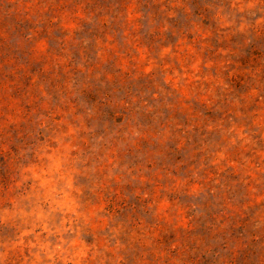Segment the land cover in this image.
I'll return each instance as SVG.
<instances>
[{"label": "rangeland", "instance_id": "374dc122", "mask_svg": "<svg viewBox=\"0 0 264 264\" xmlns=\"http://www.w3.org/2000/svg\"><path fill=\"white\" fill-rule=\"evenodd\" d=\"M0 264H264V0H0Z\"/></svg>", "mask_w": 264, "mask_h": 264}]
</instances>
